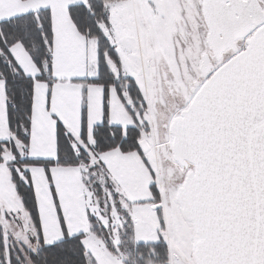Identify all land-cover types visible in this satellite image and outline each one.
<instances>
[{
  "label": "snow or ice",
  "instance_id": "6c2138e0",
  "mask_svg": "<svg viewBox=\"0 0 264 264\" xmlns=\"http://www.w3.org/2000/svg\"><path fill=\"white\" fill-rule=\"evenodd\" d=\"M0 264H264V0H0Z\"/></svg>",
  "mask_w": 264,
  "mask_h": 264
}]
</instances>
